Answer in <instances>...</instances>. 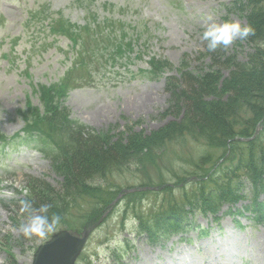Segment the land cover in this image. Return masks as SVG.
<instances>
[{"label": "rangeland", "instance_id": "rangeland-1", "mask_svg": "<svg viewBox=\"0 0 264 264\" xmlns=\"http://www.w3.org/2000/svg\"><path fill=\"white\" fill-rule=\"evenodd\" d=\"M232 1L0 0V264H30L46 240L18 231L26 221L20 206L29 196L30 180L45 181L56 192L68 175L61 162L16 140L25 136L26 126L38 128L35 114L44 112L40 88L61 87L60 102L69 116L107 142L155 135L182 116L171 113L167 76L178 79L180 69H219L227 75V68L212 63L200 37L209 17L247 24L246 12L229 9ZM65 21L100 27L102 40L106 33H127L123 39L131 40V47L112 61L103 44L83 45L90 41L84 30L77 39L68 37L62 31ZM111 22L114 33L106 27ZM250 47L246 40H235L212 53L245 61ZM154 56L171 68L151 77ZM204 153L211 154V161H200ZM219 155L220 149L207 150L203 142L176 138L153 155L113 170L98 184V192L108 194L103 202L98 195L76 197L56 229L85 231L74 264H264V217L255 219L258 213L264 216V206L247 208L263 202L264 191L255 193L248 181H237L238 196L220 202L214 212L186 207L185 227L179 231L155 230L150 236L146 229L170 203H183L194 178L210 174L205 172Z\"/></svg>", "mask_w": 264, "mask_h": 264}, {"label": "trees", "instance_id": "trees-1", "mask_svg": "<svg viewBox=\"0 0 264 264\" xmlns=\"http://www.w3.org/2000/svg\"><path fill=\"white\" fill-rule=\"evenodd\" d=\"M230 8L246 12L247 24L254 29V34L246 39L252 49L247 59L238 61L218 52H208L214 65L227 68L226 76L219 69L199 72L180 69L178 79L174 75L167 76L165 87L173 99L171 113L174 117L182 116L155 135L135 134L123 141L107 142L69 116L68 108L61 104L65 94L61 87H41L39 98L44 112L40 116L32 108L37 112L39 129L26 126L22 140L29 141L51 162H61L68 175L56 192L49 183L31 179L29 196L24 201L33 202L34 207L48 204L49 214L57 213L62 218L65 210L81 195H98L103 202L108 194L98 192V184L116 168L130 161L138 162L140 155H153V151L162 149L169 141L188 137L203 142L207 150L220 149V155L214 159L215 165L205 172L210 174L194 178L195 185L182 195V204L170 203L168 211L156 214L147 222L150 236L155 235V230L168 234L184 228L188 206L214 212L220 202L234 200L240 187L237 181H248L255 193L263 192L264 0H233ZM112 25L113 22L106 27L112 30ZM98 29L79 27L67 21L62 25V31L70 38L77 39V32L84 30L90 41L85 39L83 45L91 43L98 47L103 44V49L111 50L108 57L112 61L114 56L122 57L131 47L132 41L123 39L127 33H118V37L106 33L107 40H102L100 35H105L100 27ZM150 67V73L156 75L171 68V64L153 57ZM204 154L200 161H211V154ZM261 206L264 201L248 205L253 211ZM95 213L92 211V215Z\"/></svg>", "mask_w": 264, "mask_h": 264}, {"label": "clouds", "instance_id": "clouds-1", "mask_svg": "<svg viewBox=\"0 0 264 264\" xmlns=\"http://www.w3.org/2000/svg\"><path fill=\"white\" fill-rule=\"evenodd\" d=\"M203 29L200 39L206 43L209 52H214L221 46L226 49L235 40H246L254 34L250 24H243L239 20L217 22L211 17L203 25ZM49 210L48 204L34 207L31 201H21L20 211L26 214V221L19 225V233L28 239L33 237L47 239L60 226L62 219L57 213L50 215Z\"/></svg>", "mask_w": 264, "mask_h": 264}, {"label": "water", "instance_id": "water-1", "mask_svg": "<svg viewBox=\"0 0 264 264\" xmlns=\"http://www.w3.org/2000/svg\"><path fill=\"white\" fill-rule=\"evenodd\" d=\"M85 239V231L80 234L70 229L54 232L37 247L30 264H74Z\"/></svg>", "mask_w": 264, "mask_h": 264}, {"label": "bare ground", "instance_id": "bare-ground-1", "mask_svg": "<svg viewBox=\"0 0 264 264\" xmlns=\"http://www.w3.org/2000/svg\"><path fill=\"white\" fill-rule=\"evenodd\" d=\"M164 261V260H163ZM145 263V262H144Z\"/></svg>", "mask_w": 264, "mask_h": 264}]
</instances>
